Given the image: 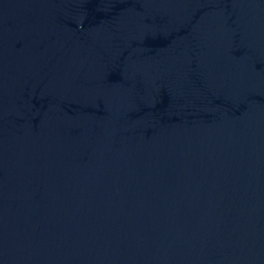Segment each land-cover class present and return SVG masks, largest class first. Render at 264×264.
<instances>
[{
	"label": "water",
	"instance_id": "water-1",
	"mask_svg": "<svg viewBox=\"0 0 264 264\" xmlns=\"http://www.w3.org/2000/svg\"><path fill=\"white\" fill-rule=\"evenodd\" d=\"M0 264H264V0H0Z\"/></svg>",
	"mask_w": 264,
	"mask_h": 264
}]
</instances>
